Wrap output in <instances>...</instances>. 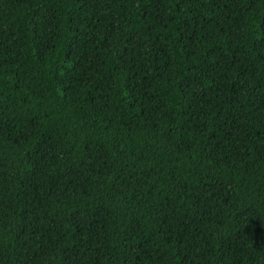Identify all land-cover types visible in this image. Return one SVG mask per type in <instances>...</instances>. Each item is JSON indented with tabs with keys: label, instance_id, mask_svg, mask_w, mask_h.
<instances>
[{
	"label": "trees",
	"instance_id": "1",
	"mask_svg": "<svg viewBox=\"0 0 264 264\" xmlns=\"http://www.w3.org/2000/svg\"><path fill=\"white\" fill-rule=\"evenodd\" d=\"M0 264H264V0H0Z\"/></svg>",
	"mask_w": 264,
	"mask_h": 264
}]
</instances>
